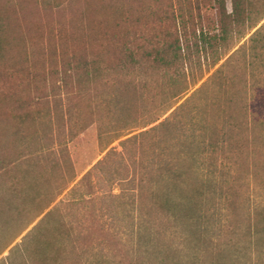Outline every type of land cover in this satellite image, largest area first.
Segmentation results:
<instances>
[{"label": "trees", "instance_id": "16d2710c", "mask_svg": "<svg viewBox=\"0 0 264 264\" xmlns=\"http://www.w3.org/2000/svg\"><path fill=\"white\" fill-rule=\"evenodd\" d=\"M33 4L46 11L57 9L58 18L52 26L45 28L39 19H33L24 28L16 17L21 2H0L11 14L0 17V101L11 104L10 114L22 117L27 106L60 98L68 139L82 132L88 119L97 124L103 148L124 135L118 131L107 136L111 129L102 119L103 106L109 110L112 106L117 115L122 112L130 120L143 118L139 126L146 129L120 140L122 150L118 151L127 170L134 167V174L128 180L113 178L121 191L122 183H127L126 188L133 193L137 219L147 199L152 200L149 207L176 220L180 216L193 220V205L209 192L214 200L221 199L225 149L236 161L256 144L251 136L247 91L235 90L233 75L227 88L223 85V68L232 55L195 90L197 93L215 80L213 100L196 109L186 108L187 99L176 104L204 77V72L192 77L196 64L214 68L233 48L231 40L245 38L264 20V13L259 15L258 11L264 0H209V4L200 0H64L60 4L57 0H33ZM76 101H82L83 107H77ZM111 110L107 117L116 116ZM75 119L79 120L77 125L72 124ZM116 151L111 148L74 185L76 173L69 153L61 156V162L52 152L51 166L60 173V186L55 189L53 182L47 192L33 189L31 198L38 207L31 222L71 185L73 191L86 177L91 178ZM192 173L200 182L188 188L184 183ZM157 175L169 185L157 189L153 182ZM12 191L20 201L15 206L19 213V207L23 210L27 205V196L23 188ZM85 199L82 196L81 200L88 201ZM59 208L54 205L42 219ZM87 225L79 221V234L85 226L106 232L104 227L97 230ZM130 264H140V259H132Z\"/></svg>", "mask_w": 264, "mask_h": 264}, {"label": "rangeland", "instance_id": "374dc122", "mask_svg": "<svg viewBox=\"0 0 264 264\" xmlns=\"http://www.w3.org/2000/svg\"><path fill=\"white\" fill-rule=\"evenodd\" d=\"M63 1L57 0L59 4ZM200 1L209 4V0ZM16 2L22 4L16 17L24 28L33 19H39L47 28L58 18L56 8L38 9L33 0ZM7 11L0 7V17H9L11 14ZM258 11L259 15L264 13V6ZM260 26V33L250 39ZM231 47L214 68L208 69L205 63L202 68L198 64L194 66L192 77L202 72L204 77L190 87L176 106L187 99L186 108L196 109L213 100L217 93L215 80L208 81L197 93L195 90L232 55L223 68V85L227 88L233 75L235 90L247 91L249 119L253 123L251 136H255L256 144L249 146L236 161L225 149L223 196L214 200L207 189L209 186H205L209 196L193 205V220L182 216L178 220L167 219L149 207L151 199L145 201L146 208L137 219V202L126 188L127 183H122L124 190L121 191L120 183L113 181L114 177L128 180L134 174V167L128 171L118 151L122 150L120 140L146 129L139 126L143 118L130 120L122 112L117 115L112 106L110 110L116 116L107 117L110 110L103 106L102 119L109 124L106 128L111 129L107 136L118 131L124 134L103 148L98 141L97 124L88 119V126L68 139L64 101L60 98L27 106L22 117L10 114L11 104L0 101V264H130L132 259H140V264H264V20L245 38L231 40ZM12 48L16 50L17 44ZM81 102L74 104L83 107ZM135 102L141 107L140 101ZM78 122L75 119L72 124ZM113 147L117 151L108 157L106 164L91 178L86 177L78 188L70 190ZM52 152L61 162L64 160L61 156L69 153L76 179L31 222L38 207L31 198L33 189L47 192L53 182L55 189L60 186V173L51 166ZM153 182L159 190L169 185L159 175ZM199 182L192 173L187 175L184 184L191 188ZM13 188H23L27 196L25 208L19 207L21 213L15 210L20 201ZM82 196L88 201L81 200ZM54 205H59L58 211L42 219ZM79 221L88 222L89 228L94 226L97 230L104 227L106 232L85 226L79 234Z\"/></svg>", "mask_w": 264, "mask_h": 264}]
</instances>
